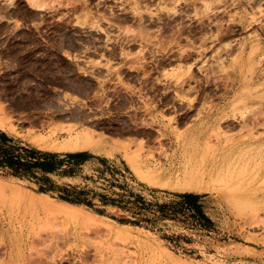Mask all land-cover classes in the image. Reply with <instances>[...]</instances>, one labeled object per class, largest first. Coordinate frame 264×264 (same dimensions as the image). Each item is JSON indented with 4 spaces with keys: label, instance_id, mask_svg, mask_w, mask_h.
I'll use <instances>...</instances> for the list:
<instances>
[{
    "label": "rangeland",
    "instance_id": "1",
    "mask_svg": "<svg viewBox=\"0 0 264 264\" xmlns=\"http://www.w3.org/2000/svg\"><path fill=\"white\" fill-rule=\"evenodd\" d=\"M257 34L246 82L250 46L232 59ZM246 85L264 92V0H0V129L16 137L0 156L24 157V173L0 165V263L4 228L18 264H264V209L176 186L215 107L204 180L250 147L230 181L264 193V94L236 102ZM84 129L114 151L63 149Z\"/></svg>",
    "mask_w": 264,
    "mask_h": 264
},
{
    "label": "bare ground",
    "instance_id": "2",
    "mask_svg": "<svg viewBox=\"0 0 264 264\" xmlns=\"http://www.w3.org/2000/svg\"><path fill=\"white\" fill-rule=\"evenodd\" d=\"M261 39L258 34L255 35L252 39L246 38L243 39L240 43L237 53L233 56L232 59V71L235 73L234 67L237 63L242 59L248 45L250 46V62L249 66L246 68V73L244 75V81L248 82L252 78V74L256 70V66L254 65L255 59H253L252 55L256 54L261 49ZM259 52L257 53V55ZM262 58V57H261ZM259 60H261L259 58ZM253 61V62H252ZM259 62V61H258ZM261 62V61H260ZM260 64V63H258ZM249 79V80H248ZM252 80V79H251ZM236 83V77L234 76L231 80L229 90H232ZM257 87L254 86H245L243 90L240 91V96L236 97V102L242 99L245 96V99L248 97H261L264 92L261 90H257ZM256 91H261V93H256ZM244 99V100H245ZM243 102V100L239 101ZM225 115L224 110L221 108H211V111L208 112L207 116H203L198 120L195 125L196 127H191L189 130L190 134H195L193 141H189L188 144L191 146H195L193 150H184V157L186 159L182 164V172L179 176V180L176 183V186L181 188L182 190H194V191H209V192H217L223 191L227 196V202L233 203L236 207H249L253 212L257 213L258 210L264 209V193H261L256 188L252 191H247L246 187H241L240 184L233 183L230 180H233L236 176L232 175V172H238L237 177L239 178V172L243 169H238L240 167L237 164L233 165V162L240 161L243 159H247L251 157V150L248 148L247 150H243L244 152H239L236 159H231V165H227L224 167V174L217 176H210L208 181H205V170L203 164H200V161H195L194 159L199 156L198 145L205 146L210 142L212 136L215 135V142L221 143V138L217 137L218 131L212 129L209 135L205 136L204 131L207 129L205 127H212L213 125H217L219 120L223 118ZM199 119V118H198ZM257 122V121H256ZM246 123V122H245ZM249 122L247 121V124ZM219 125V124H218ZM246 125V124H245ZM247 126V125H246ZM217 127V126H216ZM220 127V126H219ZM218 129V128H217ZM107 140L114 142V138L107 136L106 134L100 131H90L87 129L81 130L77 132L75 135L69 137L67 141L64 142L63 149H70L73 151L79 149H91L94 151H104L108 153H112L113 148L109 149L108 147L102 148L97 146L100 141ZM233 140V139H232ZM231 140V141H232ZM247 140V139H246ZM259 139H253L251 142H256ZM239 141V140H238ZM248 142V141H247ZM249 144V143H248ZM210 145V144H209ZM258 152V149H257ZM187 154V156L185 155ZM252 155L255 156V153ZM243 162V161H242ZM264 186V184H263ZM217 194V193H216ZM2 235L4 236V249L6 254V259H4L0 264H18V246L15 241V236L8 229H2Z\"/></svg>",
    "mask_w": 264,
    "mask_h": 264
},
{
    "label": "crops",
    "instance_id": "3",
    "mask_svg": "<svg viewBox=\"0 0 264 264\" xmlns=\"http://www.w3.org/2000/svg\"><path fill=\"white\" fill-rule=\"evenodd\" d=\"M11 136L9 133H7V131H5L4 129H0V137L5 139V138H11ZM13 138H16L13 136ZM8 143H13L15 144V141H7ZM18 145L20 146V150L24 149V142H19ZM2 146H4L5 148H10V150L8 149H2L1 151V156H0V165H8V166H14L15 171L16 168H19V171H21L20 173H24V157L18 155V157L13 153L12 150H14V147H10L9 145L3 144L2 142ZM19 158V159H17Z\"/></svg>",
    "mask_w": 264,
    "mask_h": 264
}]
</instances>
